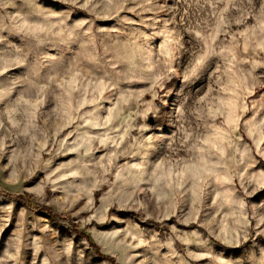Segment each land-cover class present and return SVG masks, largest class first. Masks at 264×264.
<instances>
[{"label": "rangeland", "instance_id": "1", "mask_svg": "<svg viewBox=\"0 0 264 264\" xmlns=\"http://www.w3.org/2000/svg\"><path fill=\"white\" fill-rule=\"evenodd\" d=\"M0 264H264V0H0Z\"/></svg>", "mask_w": 264, "mask_h": 264}, {"label": "water", "instance_id": "2", "mask_svg": "<svg viewBox=\"0 0 264 264\" xmlns=\"http://www.w3.org/2000/svg\"><path fill=\"white\" fill-rule=\"evenodd\" d=\"M149 121H150V123H152V124L155 122V120H154L153 117H151Z\"/></svg>", "mask_w": 264, "mask_h": 264}]
</instances>
